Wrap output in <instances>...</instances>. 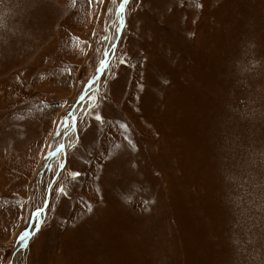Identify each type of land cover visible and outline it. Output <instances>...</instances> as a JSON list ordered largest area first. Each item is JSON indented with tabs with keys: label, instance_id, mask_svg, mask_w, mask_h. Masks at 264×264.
<instances>
[{
	"label": "rangeland",
	"instance_id": "1",
	"mask_svg": "<svg viewBox=\"0 0 264 264\" xmlns=\"http://www.w3.org/2000/svg\"><path fill=\"white\" fill-rule=\"evenodd\" d=\"M120 2L0 0V264H264V0Z\"/></svg>",
	"mask_w": 264,
	"mask_h": 264
},
{
	"label": "snow or ice",
	"instance_id": "2",
	"mask_svg": "<svg viewBox=\"0 0 264 264\" xmlns=\"http://www.w3.org/2000/svg\"><path fill=\"white\" fill-rule=\"evenodd\" d=\"M98 2L103 3V0H98ZM113 3H116V0H113ZM127 3H128V0H121V2L119 3L118 10L120 12H122L124 10L125 4H127ZM198 6H200V5H198ZM97 119H99V117H97ZM133 147H135V146H133ZM133 167H136L135 163H133ZM89 211H91V208H89ZM28 235H29L28 233H23L21 236V239H23L24 237H26Z\"/></svg>",
	"mask_w": 264,
	"mask_h": 264
},
{
	"label": "bare ground",
	"instance_id": "3",
	"mask_svg": "<svg viewBox=\"0 0 264 264\" xmlns=\"http://www.w3.org/2000/svg\"><path fill=\"white\" fill-rule=\"evenodd\" d=\"M75 146H76V145H75ZM68 149H69V148H68ZM71 150H73V149H71ZM69 151H70V150H69ZM70 152H71V151H70ZM70 152H69V153H70ZM67 162H68V161H67ZM67 162H66V163H67Z\"/></svg>",
	"mask_w": 264,
	"mask_h": 264
}]
</instances>
